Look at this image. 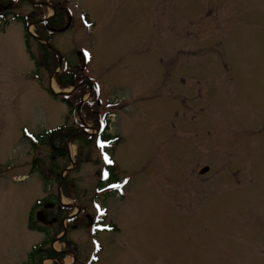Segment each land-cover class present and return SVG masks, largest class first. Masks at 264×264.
Masks as SVG:
<instances>
[{
    "label": "rangeland",
    "instance_id": "rangeland-1",
    "mask_svg": "<svg viewBox=\"0 0 264 264\" xmlns=\"http://www.w3.org/2000/svg\"><path fill=\"white\" fill-rule=\"evenodd\" d=\"M35 1L0 0V264H55L28 260L45 238L62 264H264V0ZM55 11L60 66L32 24ZM70 71L94 88L67 104ZM108 113L105 198L90 138Z\"/></svg>",
    "mask_w": 264,
    "mask_h": 264
},
{
    "label": "trees",
    "instance_id": "trees-1",
    "mask_svg": "<svg viewBox=\"0 0 264 264\" xmlns=\"http://www.w3.org/2000/svg\"><path fill=\"white\" fill-rule=\"evenodd\" d=\"M22 21L26 24V21L24 19H22ZM50 26V27H49ZM39 29L41 31L42 34H44L43 38L48 42L50 43V37L52 35H54V30L55 29V25H54V22H50V21H47V22H44V23H41L40 26H39ZM50 29V37L48 36V34L46 35L45 32H48L49 33V30ZM26 38H30V35L28 33H26ZM51 44V43H50ZM40 47L42 50H46L48 51L49 48L45 45V44H40ZM50 51V50H49ZM52 52V51H51ZM68 82L66 83H63L61 80H59V83H60V86L61 88H66V87H70V86H76L78 85L80 82V80H78V78H76L75 76V73L72 74V72L70 71L68 73ZM50 92V90H49ZM73 95V94H72ZM71 95V96H72ZM80 100V99H79ZM62 102L63 103H67V98H62ZM70 107V105H68ZM73 106V105H72ZM98 140L100 141H103V142H106L107 140L111 141V139H115L114 141L116 142V144L118 145L119 142H120V139L119 137H111L109 134H107V128L104 130L103 133H101L99 135V138H97ZM109 174H110V180L111 182H116L118 181L117 179V174H116V171H115V168L114 167H109ZM36 207L34 208H37V206H39L38 204L35 205ZM78 218H75L73 220V222L77 221ZM72 224V223H71ZM59 225V224H58ZM29 229L32 230V231H38L40 233H44V234H47V230L45 228H42V227H37L36 225L30 223L29 224ZM50 243V239H46L40 246L36 247L33 249V251L29 254V260L30 261H34L35 258L37 257V260L38 261H42L46 258H54V259H60L62 257V254L60 253H56L55 251H53L52 249L50 248H46V246H48V244Z\"/></svg>",
    "mask_w": 264,
    "mask_h": 264
},
{
    "label": "snow or ice",
    "instance_id": "snow-or-ice-1",
    "mask_svg": "<svg viewBox=\"0 0 264 264\" xmlns=\"http://www.w3.org/2000/svg\"><path fill=\"white\" fill-rule=\"evenodd\" d=\"M100 147L103 148L104 144L101 142L100 143ZM105 159L107 160V157H105ZM105 176H107V173H105ZM113 187H120V185H112Z\"/></svg>",
    "mask_w": 264,
    "mask_h": 264
},
{
    "label": "water",
    "instance_id": "water-1",
    "mask_svg": "<svg viewBox=\"0 0 264 264\" xmlns=\"http://www.w3.org/2000/svg\"><path fill=\"white\" fill-rule=\"evenodd\" d=\"M59 55V54H58ZM59 64H61V57L59 56ZM208 169H205L202 173L207 172Z\"/></svg>",
    "mask_w": 264,
    "mask_h": 264
},
{
    "label": "bare ground",
    "instance_id": "bare-ground-1",
    "mask_svg": "<svg viewBox=\"0 0 264 264\" xmlns=\"http://www.w3.org/2000/svg\"><path fill=\"white\" fill-rule=\"evenodd\" d=\"M53 87L55 88V89H57L54 85H53ZM106 129V128H105ZM74 154V153H73ZM70 259H71V257H70ZM66 263L67 264H69V260H66Z\"/></svg>",
    "mask_w": 264,
    "mask_h": 264
}]
</instances>
